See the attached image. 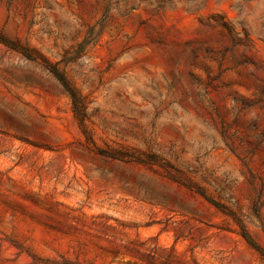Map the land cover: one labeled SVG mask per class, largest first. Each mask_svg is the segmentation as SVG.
<instances>
[{"label": "rangeland", "instance_id": "1", "mask_svg": "<svg viewBox=\"0 0 264 264\" xmlns=\"http://www.w3.org/2000/svg\"><path fill=\"white\" fill-rule=\"evenodd\" d=\"M0 264H264V0H0Z\"/></svg>", "mask_w": 264, "mask_h": 264}, {"label": "trees", "instance_id": "2", "mask_svg": "<svg viewBox=\"0 0 264 264\" xmlns=\"http://www.w3.org/2000/svg\"><path fill=\"white\" fill-rule=\"evenodd\" d=\"M48 69L57 78V80L62 84V86L66 89V91L69 93L73 101L74 111L76 113L78 112V114H82L83 112L82 104H81L80 98L78 94L76 93V91L70 87L65 77L55 67L50 66L48 67Z\"/></svg>", "mask_w": 264, "mask_h": 264}]
</instances>
